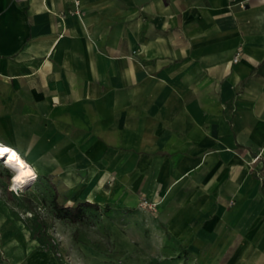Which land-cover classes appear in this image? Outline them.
<instances>
[{
    "label": "crops",
    "instance_id": "1",
    "mask_svg": "<svg viewBox=\"0 0 264 264\" xmlns=\"http://www.w3.org/2000/svg\"><path fill=\"white\" fill-rule=\"evenodd\" d=\"M0 141L264 264V0H0Z\"/></svg>",
    "mask_w": 264,
    "mask_h": 264
},
{
    "label": "rangeland",
    "instance_id": "2",
    "mask_svg": "<svg viewBox=\"0 0 264 264\" xmlns=\"http://www.w3.org/2000/svg\"><path fill=\"white\" fill-rule=\"evenodd\" d=\"M11 175L0 162V264H245L244 239L209 240L222 252L203 255L198 239L174 237L168 216L142 195L136 201L100 199L81 185L66 188L54 175H39L12 192ZM54 189L65 205L90 200L109 209H85L77 223L59 219ZM145 199L154 205L143 204Z\"/></svg>",
    "mask_w": 264,
    "mask_h": 264
},
{
    "label": "clouds",
    "instance_id": "3",
    "mask_svg": "<svg viewBox=\"0 0 264 264\" xmlns=\"http://www.w3.org/2000/svg\"><path fill=\"white\" fill-rule=\"evenodd\" d=\"M23 154L21 155V151L18 148L0 141V159H3L5 166L12 172L9 186V190L12 192L22 191L24 186L39 177L36 167L29 164L24 158L28 155V152Z\"/></svg>",
    "mask_w": 264,
    "mask_h": 264
},
{
    "label": "trees",
    "instance_id": "4",
    "mask_svg": "<svg viewBox=\"0 0 264 264\" xmlns=\"http://www.w3.org/2000/svg\"><path fill=\"white\" fill-rule=\"evenodd\" d=\"M51 178L52 176H48ZM54 186V185H53ZM55 188V186H54ZM58 192L54 189V197L52 199V207L54 209L55 215L59 219H67L71 223H77L81 221L85 215V209H94V210H108V206L101 207L97 202L90 201H79L75 205H65L58 201ZM180 247H183L182 244L179 243ZM185 250V248H183Z\"/></svg>",
    "mask_w": 264,
    "mask_h": 264
},
{
    "label": "built area",
    "instance_id": "5",
    "mask_svg": "<svg viewBox=\"0 0 264 264\" xmlns=\"http://www.w3.org/2000/svg\"><path fill=\"white\" fill-rule=\"evenodd\" d=\"M239 52V51H238ZM235 61L237 60V57H235V59H234ZM143 204H145V205H148L149 207H151V206H153L154 205V203H149L146 199L143 201Z\"/></svg>",
    "mask_w": 264,
    "mask_h": 264
},
{
    "label": "bare ground",
    "instance_id": "6",
    "mask_svg": "<svg viewBox=\"0 0 264 264\" xmlns=\"http://www.w3.org/2000/svg\"><path fill=\"white\" fill-rule=\"evenodd\" d=\"M0 162L3 166H5L3 159H0ZM6 167V166H5ZM8 168V167H7Z\"/></svg>",
    "mask_w": 264,
    "mask_h": 264
}]
</instances>
